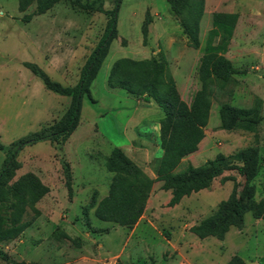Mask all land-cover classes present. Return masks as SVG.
<instances>
[{
	"label": "rangeland",
	"instance_id": "rangeland-1",
	"mask_svg": "<svg viewBox=\"0 0 264 264\" xmlns=\"http://www.w3.org/2000/svg\"><path fill=\"white\" fill-rule=\"evenodd\" d=\"M36 1L0 0V144L4 147L0 169L12 142L56 122L70 101L47 90L24 64H36L63 86H75L108 21L103 13L60 0L43 15L24 22L23 17L35 11ZM103 2L106 10L115 6V0ZM215 12L239 15L225 55L237 73L227 83L210 82L209 121L192 164L202 166L223 154L224 165H239L238 151L257 147L259 173L252 183L255 200L264 197V0H204L198 49L187 46L179 18L166 0H121L116 38L90 87L97 103L83 97L80 122L64 143L37 142L17 155L20 168L8 185L32 174L49 192L36 204L40 215L31 226L15 240L0 243V264H228L232 259L264 264V220L251 213L245 214L241 229L231 227L222 241L214 237L200 240L190 232V227L212 215L228 198L234 185L230 180L219 178L172 208L168 206L171 193L157 183L133 229L100 221L94 209H87L92 198L98 202L107 195L112 175L105 167V157L112 146L143 138L146 146L140 147L134 160L149 168L153 157H161L159 147L154 153L158 139L149 125L161 119L162 112L157 108V114L141 108L135 112L136 99L122 90H110L107 78L112 64L120 58L164 56L180 93L190 97L200 85L199 59ZM147 13L151 22L144 42L142 24ZM258 101L262 120L255 132L220 129L222 104L248 109ZM116 108L122 113L110 111ZM130 113L134 117L129 128L125 123ZM62 162L70 167L71 191ZM188 164L183 162L178 169ZM223 176L240 180L235 171ZM31 217L28 211L25 219Z\"/></svg>",
	"mask_w": 264,
	"mask_h": 264
},
{
	"label": "trees",
	"instance_id": "trees-1",
	"mask_svg": "<svg viewBox=\"0 0 264 264\" xmlns=\"http://www.w3.org/2000/svg\"><path fill=\"white\" fill-rule=\"evenodd\" d=\"M60 0H37L32 14L23 17L29 22L33 16H39L50 10ZM104 0H69L80 9L92 10L108 16L103 35L99 39L85 64L80 70L79 80L73 87H66L52 81L36 64L24 66L44 87L56 94L69 97L70 101L63 115L54 123L40 128L27 137L12 142L6 150L0 169V243H8L18 238L40 215L36 204L49 192L47 186L32 174L22 176L11 185L8 182L20 168L17 155L26 146L42 141L64 143L77 128L82 111V99L87 96L93 102L90 93L92 81L96 77L110 44L117 35L118 8L121 0H115L111 10L104 9ZM171 10L179 18L187 46L200 47L199 24L203 14L204 0H166ZM23 11L25 5H20ZM237 13L215 12L212 14V28L208 32L204 52L199 59L198 80L200 89L194 94L190 105L180 96L176 83L168 70L164 56L159 59L134 60L117 59L111 66L107 85L109 88L124 90L127 94L154 101L163 116L160 120L166 128V137L162 145L161 157L151 179L141 167L120 148H114L105 157V167L112 174L108 193L98 202L92 198L87 209H94L95 217L103 222L133 229L143 216L152 186L161 182V189L170 191L169 207L178 205L184 197L207 189L210 184L221 181H233L234 185L228 198L220 202L217 210L198 224L190 227V232L200 240L214 237L222 241L231 227L241 229L244 216L251 213L255 219L264 220V197L255 200L253 180L259 173V150L247 147L238 151L239 165H224L226 157L217 154L214 160L202 166H188L184 171L174 170L186 156L196 152L204 138L210 109V82L215 79L227 83L237 73L231 61L226 58L234 30L238 22ZM151 19L147 13L142 24V36L145 42ZM259 101L251 108H238L230 104L219 107L220 129L224 131L243 130L255 132L261 122ZM4 147L0 144V151ZM66 187L71 191V173L67 162H62ZM226 171H235L240 180L223 176ZM32 213L25 219L27 212ZM70 240L68 236L65 237ZM228 264H241L232 259Z\"/></svg>",
	"mask_w": 264,
	"mask_h": 264
},
{
	"label": "crops",
	"instance_id": "crops-1",
	"mask_svg": "<svg viewBox=\"0 0 264 264\" xmlns=\"http://www.w3.org/2000/svg\"><path fill=\"white\" fill-rule=\"evenodd\" d=\"M227 58V57H226ZM141 60V59H140ZM110 71V70H109ZM174 75V74H173ZM173 75H172V77H173ZM174 80H175V78H174ZM176 81V80H175ZM107 87H108V85H107ZM176 87H177V89H178V92L180 93V91H179V88H178V86H177V84H176ZM109 88V87H108ZM110 90H112L113 92L115 91L116 92V90H121V89H118V88H109ZM200 89V85H199V88H197L196 89V91L197 90H199ZM122 91H124V90H122ZM196 91L193 93V95H191L190 97H188V96H186V97H184L181 93H180V96H181V99L186 103V104H188V105H190L191 104V102H192V100H193V97H194V94L196 93ZM125 92V91H124ZM126 93V92H125ZM127 94V93H126ZM128 96H130V97H133V96H131V95H129V94H127ZM134 99H136L137 101H136V104H135V106L134 107H132V109H134V111L135 112H137L140 108L141 109H149V110H151L153 113L155 112L156 114H157V109H159L160 110V108L157 106V104L154 102V101H152V100H150V101H146V100H144L143 98H137V97H133ZM139 100H141L142 101V104H140V102H139ZM97 102L93 99V103L92 104H96ZM145 104V105H144ZM212 105V104H211ZM157 108V109H156ZM211 110V109H210ZM110 111H116V113L117 112H121L122 113V110H120V108H116V110H110ZM161 111V110H160ZM106 115V114H105ZM210 116V115H209ZM99 117H104L103 115L102 116H99ZM134 116H133V113L131 114H129L128 116H127V118L129 119V121H127L126 123H125V126H127V127H131V123L133 122L132 121V118H133ZM160 120L161 119H159V120H156V122H154L153 124H150L149 125V127H151L152 128V126H153V128H154V131H152V129H151V131L152 132H154L155 133V136H154V138H156L157 137V139H158V146L157 145H154V147H155V150H154V153H155V151H156V148H160V150L162 151V145H163V142H164V140H165V137H166V128H165V126L162 124V123H160ZM138 136H141V137H143L141 134H138ZM203 141V140H202ZM143 142H145V140L142 138V139H140L139 140V142H136V141H134V140H127L126 142H125V144H123V146L121 145V146H112L111 147V149L113 150L114 148H120L128 157H130L131 159H133L134 160V154L135 153H139L142 149L140 148V147H145L146 146V144L144 145V143ZM140 148V149H139ZM200 148H201V142H200V144L198 145V150L196 151V152H194V153H192V154H190V155H188V156H186L185 158H183L182 160H181V162H180V164L176 167V169L174 170V172L175 171H177V170H179L178 168L181 166V164H183V162H190V165L188 164V166H194V167H196V165H194V164H192V160H193V158L195 157V155H197V153H199L200 152ZM111 150V151H112ZM137 150V151H136ZM111 151H110V153H111ZM109 153V154H110ZM107 157V156H106ZM190 158H192V159H190ZM137 164H138V162L136 161V160H134ZM158 162H159V159H156L155 157H153L152 158V160L150 161V166H149V168L148 167H145L143 164L142 165H140V164H138L140 167H141V169L145 172V174L147 175V176H149L151 179H154L155 178V174H154V171H155V169L157 168V166H158ZM187 166V167H188ZM186 167V168H187ZM185 168V169H186ZM185 169H183V170H179L178 172H175V173H179V172H182V171H184ZM110 173V172H109ZM111 174V173H110ZM112 175V174H111ZM112 177V176H111ZM157 183H159V182H155L154 184H153V186H152V190H151V193L154 191V189H155V185L157 184ZM162 185V184H161ZM170 192V191H169ZM108 193V192H107ZM150 193V194H151ZM102 199V198H101ZM100 199V200H101Z\"/></svg>",
	"mask_w": 264,
	"mask_h": 264
}]
</instances>
